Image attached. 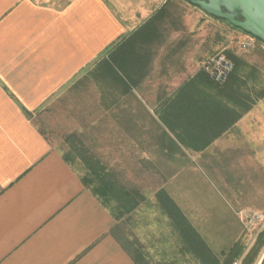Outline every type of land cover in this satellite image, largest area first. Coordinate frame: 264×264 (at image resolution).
<instances>
[{
    "label": "crops",
    "instance_id": "0c3cea01",
    "mask_svg": "<svg viewBox=\"0 0 264 264\" xmlns=\"http://www.w3.org/2000/svg\"><path fill=\"white\" fill-rule=\"evenodd\" d=\"M214 21L185 0H0V264H137L124 218L32 122L51 100L67 104V144L106 162L135 158L137 170L146 158L156 174L145 178L162 184L154 196L164 190L217 256L238 243L236 212H264L251 149L264 152V44L233 51V74L216 84L202 72ZM198 161L229 205L188 191ZM260 250L253 264H264Z\"/></svg>",
    "mask_w": 264,
    "mask_h": 264
},
{
    "label": "rangeland",
    "instance_id": "374dc122",
    "mask_svg": "<svg viewBox=\"0 0 264 264\" xmlns=\"http://www.w3.org/2000/svg\"><path fill=\"white\" fill-rule=\"evenodd\" d=\"M204 34L208 41L215 40L217 43L211 55L220 52L227 54V52L233 51L239 55L238 41L240 38L238 37L243 34L240 30L234 29L229 24L215 19L213 24L205 25ZM66 106L65 101L58 102L57 100H51L42 111H39L31 118L35 126L47 136L49 141L57 144L65 154L70 150V145L65 141L70 132H66L67 130H65V126L68 124L66 122L67 116L62 112L59 113L58 110H65ZM69 106H75L79 110L80 107L83 108V100H74V103ZM75 120L76 122L78 121V125L82 126L83 115H75ZM80 137L82 138V136ZM259 143L258 141L253 143L251 149L253 150L252 161H258V169H261L264 167V152L259 147ZM88 150L91 152L90 148ZM97 159L106 166L109 172H112L116 176L121 185L127 189H138L142 194H147L146 197L143 195L145 202L135 212L124 218L121 239L125 247L132 253H134L135 247H138L152 264H201L194 256L181 252L182 246L178 235L172 227L171 222H169L168 217L160 209L156 196H154L155 191L162 185L160 183L161 180L146 179L144 176L147 173L150 175L154 174L153 171L155 170L151 168V163L146 158H137L140 168V170H137L135 158L133 162H131V158H113L114 160L112 159L110 162H106L104 158ZM72 164L84 175V166L78 159ZM197 164L198 166L200 165V168L197 166L194 169L188 167V171L186 172V175L191 176V179L186 180L187 183L190 182L188 191L191 192L197 189L200 193V199H210L212 202L217 201L218 203V194H220V197L224 198L225 203L229 205V202H232V197L226 190L224 182L219 180L214 172L207 169L202 161H198ZM258 169L255 168L253 170L252 168L253 171H258ZM253 171H251L252 175ZM253 188L251 187V189ZM248 240L249 238L244 231L241 232L238 243L243 245L245 251L233 264H249L248 260H244L246 254L255 255V252L259 248L260 239L258 238L251 247ZM228 247L229 245L226 244L222 246V249L226 251L229 249Z\"/></svg>",
    "mask_w": 264,
    "mask_h": 264
},
{
    "label": "trees",
    "instance_id": "16d2710c",
    "mask_svg": "<svg viewBox=\"0 0 264 264\" xmlns=\"http://www.w3.org/2000/svg\"><path fill=\"white\" fill-rule=\"evenodd\" d=\"M227 56L233 60L236 68V56L233 52H227ZM202 72L204 71L202 70ZM69 139L72 141L75 136L72 134L66 140ZM64 156V159L71 164L77 159L82 163L85 169L84 175H82L84 185L91 190L103 205L111 208L117 220L131 215L145 202V197L138 189H127L121 185L116 176L109 172L106 166L100 160L94 158L82 145H71L70 150ZM156 197L160 209L170 219L171 225L178 235L182 253L194 256L201 264H233L244 254L245 248L243 245L236 243L230 250L217 256L164 190H160ZM259 239V248L255 255L252 256L248 253L244 258V260H248L249 264L254 262L260 248L264 246V232L259 236ZM129 252L137 264H152L138 247H135L134 253L130 250Z\"/></svg>",
    "mask_w": 264,
    "mask_h": 264
},
{
    "label": "water",
    "instance_id": "95a60500",
    "mask_svg": "<svg viewBox=\"0 0 264 264\" xmlns=\"http://www.w3.org/2000/svg\"><path fill=\"white\" fill-rule=\"evenodd\" d=\"M264 44V0H185Z\"/></svg>",
    "mask_w": 264,
    "mask_h": 264
},
{
    "label": "built area",
    "instance_id": "2783aa9c",
    "mask_svg": "<svg viewBox=\"0 0 264 264\" xmlns=\"http://www.w3.org/2000/svg\"><path fill=\"white\" fill-rule=\"evenodd\" d=\"M259 44L263 43L248 35H245V37L238 41L239 50L246 54L255 51ZM234 69V62L224 52L212 55L202 68L214 83L221 85L228 81ZM236 215L244 233L249 238V246L251 247L264 232V212L242 209L237 211Z\"/></svg>",
    "mask_w": 264,
    "mask_h": 264
}]
</instances>
